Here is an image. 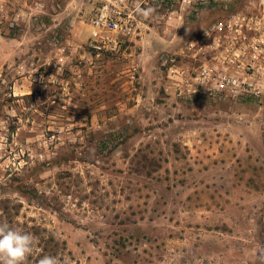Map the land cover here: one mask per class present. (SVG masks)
I'll return each mask as SVG.
<instances>
[{
    "label": "rangeland",
    "instance_id": "obj_1",
    "mask_svg": "<svg viewBox=\"0 0 264 264\" xmlns=\"http://www.w3.org/2000/svg\"><path fill=\"white\" fill-rule=\"evenodd\" d=\"M106 1L0 0V222L35 237L24 264H264V99L174 84L214 15L149 0L139 35L91 58Z\"/></svg>",
    "mask_w": 264,
    "mask_h": 264
},
{
    "label": "built area",
    "instance_id": "obj_2",
    "mask_svg": "<svg viewBox=\"0 0 264 264\" xmlns=\"http://www.w3.org/2000/svg\"><path fill=\"white\" fill-rule=\"evenodd\" d=\"M34 1V10H42L40 0ZM150 1L162 5L168 19L179 13L198 19L221 4L235 3L231 13L211 21L189 38L186 43L189 67L180 74L175 70L174 84L180 95L190 98L207 95L236 100L264 99V0ZM148 4L149 0H107L90 20L85 54L91 58L117 54L125 40L139 35L140 16H143L139 10ZM63 63V58L58 57L53 64L54 72L48 76L62 74ZM30 66L23 80L30 85L42 84L43 74L37 72L34 63ZM50 66L48 63L47 67ZM54 79L49 83L54 84ZM31 92L28 88L26 94ZM61 134L59 129L49 140L54 141Z\"/></svg>",
    "mask_w": 264,
    "mask_h": 264
},
{
    "label": "clouds",
    "instance_id": "obj_3",
    "mask_svg": "<svg viewBox=\"0 0 264 264\" xmlns=\"http://www.w3.org/2000/svg\"><path fill=\"white\" fill-rule=\"evenodd\" d=\"M145 17L151 15L153 9H140ZM35 237L23 232L19 228L12 227L7 222H0V264H24L32 252ZM39 264H60L54 256H44Z\"/></svg>",
    "mask_w": 264,
    "mask_h": 264
},
{
    "label": "trees",
    "instance_id": "obj_4",
    "mask_svg": "<svg viewBox=\"0 0 264 264\" xmlns=\"http://www.w3.org/2000/svg\"><path fill=\"white\" fill-rule=\"evenodd\" d=\"M235 3H230V4H221L217 9H215L213 12H210L208 14H204L203 17L209 21L210 17L214 15L212 20H215L219 17H222L224 15H227L231 13L234 10ZM209 15V16H206Z\"/></svg>",
    "mask_w": 264,
    "mask_h": 264
}]
</instances>
